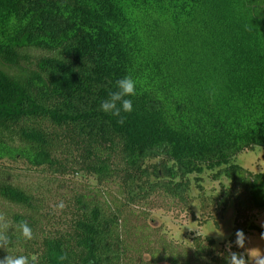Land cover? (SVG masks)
Returning a JSON list of instances; mask_svg holds the SVG:
<instances>
[{"label":"trees","instance_id":"16d2710c","mask_svg":"<svg viewBox=\"0 0 264 264\" xmlns=\"http://www.w3.org/2000/svg\"><path fill=\"white\" fill-rule=\"evenodd\" d=\"M125 76L131 113L102 112ZM254 147L264 149V0H0V211L34 233L13 237L11 254L225 264L237 230L262 232L246 214L264 212V171L235 163ZM154 208L215 227L230 211V233L219 246L174 242Z\"/></svg>","mask_w":264,"mask_h":264},{"label":"rangeland","instance_id":"374dc122","mask_svg":"<svg viewBox=\"0 0 264 264\" xmlns=\"http://www.w3.org/2000/svg\"><path fill=\"white\" fill-rule=\"evenodd\" d=\"M235 163L242 168L251 172L264 171V149L254 147L252 150L244 151L238 154L235 158ZM206 194H214L218 189V182L209 181L205 177L201 181ZM191 196H193V215L198 216V201L196 198L197 190L191 185ZM248 220L254 222L262 232L255 231L252 234H246L248 238L246 247H261L264 248V241L260 240V236L264 233V212L256 210L249 211L246 214ZM151 222L153 226H160L166 236L174 242L187 243L191 235L199 234L200 236H211L217 246L226 242V238L230 233L232 225V213L228 211L224 214L221 220L218 221L216 227L211 222L199 223L197 219H192L188 214H185L176 209L154 208L150 211ZM243 251L238 249L237 252Z\"/></svg>","mask_w":264,"mask_h":264},{"label":"clouds","instance_id":"9594fccd","mask_svg":"<svg viewBox=\"0 0 264 264\" xmlns=\"http://www.w3.org/2000/svg\"><path fill=\"white\" fill-rule=\"evenodd\" d=\"M136 93V82L128 76H125L116 82V91L110 93L107 100L100 105V110L104 113H111L113 116L120 117L121 113H131L133 109L132 100L127 97L134 96ZM118 123H123L121 118ZM63 201L54 205L57 212L64 209ZM15 237L18 243H26L34 238L32 227L26 220L14 221L6 213L0 211V249L7 254L0 259V264H35L36 256L29 258L25 255L11 254L12 240ZM247 237L243 230H237L235 233V246L243 251H231V244L227 245L228 255L224 257L225 264H264V248L246 247ZM260 240L264 241V233ZM58 264H63L68 259L66 254H60Z\"/></svg>","mask_w":264,"mask_h":264}]
</instances>
